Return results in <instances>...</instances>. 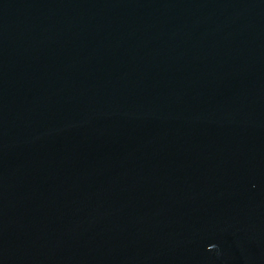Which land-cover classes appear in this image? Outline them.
Listing matches in <instances>:
<instances>
[{
	"label": "water",
	"instance_id": "1",
	"mask_svg": "<svg viewBox=\"0 0 264 264\" xmlns=\"http://www.w3.org/2000/svg\"><path fill=\"white\" fill-rule=\"evenodd\" d=\"M0 264H264V0H0Z\"/></svg>",
	"mask_w": 264,
	"mask_h": 264
}]
</instances>
